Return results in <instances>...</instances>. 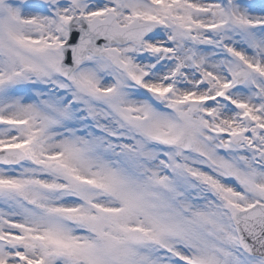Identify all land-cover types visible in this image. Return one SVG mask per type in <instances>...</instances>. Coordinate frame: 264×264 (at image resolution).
<instances>
[{
    "label": "snow or ice",
    "instance_id": "1",
    "mask_svg": "<svg viewBox=\"0 0 264 264\" xmlns=\"http://www.w3.org/2000/svg\"><path fill=\"white\" fill-rule=\"evenodd\" d=\"M0 264H264V0H0Z\"/></svg>",
    "mask_w": 264,
    "mask_h": 264
}]
</instances>
